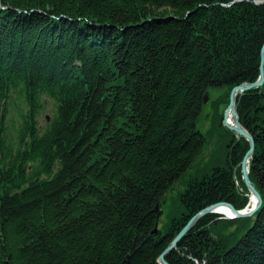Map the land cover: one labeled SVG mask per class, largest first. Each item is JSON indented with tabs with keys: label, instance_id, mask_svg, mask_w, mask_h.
<instances>
[{
	"label": "trees",
	"instance_id": "trees-1",
	"mask_svg": "<svg viewBox=\"0 0 264 264\" xmlns=\"http://www.w3.org/2000/svg\"><path fill=\"white\" fill-rule=\"evenodd\" d=\"M263 45L254 0H0V264H159L206 207L246 208L250 144L222 121ZM236 105L264 200V86ZM166 260L264 264V202L203 217Z\"/></svg>",
	"mask_w": 264,
	"mask_h": 264
},
{
	"label": "water",
	"instance_id": "water-1",
	"mask_svg": "<svg viewBox=\"0 0 264 264\" xmlns=\"http://www.w3.org/2000/svg\"><path fill=\"white\" fill-rule=\"evenodd\" d=\"M254 3L263 4L264 0H255ZM263 86H264V46L261 52L260 78L258 79V81L254 83H243L233 88L230 94V103L224 113V119H223V124L225 127L234 131L239 138L243 137L250 143V149L246 153L243 159V162H242V175H243V180H244L246 187L248 188L249 192L251 193V195H253L254 199L256 200V205L249 212H244L246 211L248 207L245 210H238L232 204L228 202H220V203L206 207L205 209L200 211L198 214H196L188 222V224L175 237L172 243L165 249V251L162 253V255L159 258L160 264H169L168 261L166 260V256L177 248L179 243L187 236L190 230L198 223V221L201 218L211 213H216V210H218L219 208H222V207L229 208L231 212L233 213L234 218H241V219L251 218L261 209L263 205V198L250 178L249 167H248L250 159L252 158L255 152L256 142H255V138L242 126L240 122V116L237 111L236 102H237V98L239 94L248 92V91H251L257 88H262ZM207 102H208V94H206L205 96V103ZM230 115H232V118H233L232 124H229ZM159 207L160 206L156 208V211L158 212V217L160 216ZM157 232H158V227H156L153 234H156ZM126 264H129V261H126Z\"/></svg>",
	"mask_w": 264,
	"mask_h": 264
},
{
	"label": "rangeland",
	"instance_id": "rangeland-1",
	"mask_svg": "<svg viewBox=\"0 0 264 264\" xmlns=\"http://www.w3.org/2000/svg\"><path fill=\"white\" fill-rule=\"evenodd\" d=\"M220 92H222V90L219 89H210L208 94V102L205 104V110L203 111L202 115H201V129L204 131H208L211 129V107L209 106V103L212 99L216 98L218 96V94H220ZM50 109H48L49 111ZM47 111V112H48ZM47 112L41 117V123L44 124V117L49 116V113L47 114ZM206 155H208V150L204 153V155L202 157H206ZM191 172H193L191 174ZM189 174L194 176V170L193 171H189L187 174L186 179L188 178ZM184 187L183 182H178L177 184H175L174 188L172 191L169 192L168 194V198L170 200H173L174 198H176L178 192L180 190H182ZM167 222V214H164L161 218V224H165ZM161 225V226H162Z\"/></svg>",
	"mask_w": 264,
	"mask_h": 264
},
{
	"label": "bare ground",
	"instance_id": "bare-ground-1",
	"mask_svg": "<svg viewBox=\"0 0 264 264\" xmlns=\"http://www.w3.org/2000/svg\"><path fill=\"white\" fill-rule=\"evenodd\" d=\"M264 46V45H263ZM233 123V118L232 116L230 115L229 116V124H232ZM249 151V150H248ZM256 205V200L254 199L253 195H250V206L249 208L246 209V211L244 212H249L254 206ZM216 212L218 214H221L223 216H228L230 218H234V215L233 213L231 212V210L229 208H226V207H222V208H219L218 210H216ZM230 213V214H229Z\"/></svg>",
	"mask_w": 264,
	"mask_h": 264
},
{
	"label": "snow or ice",
	"instance_id": "snow-or-ice-1",
	"mask_svg": "<svg viewBox=\"0 0 264 264\" xmlns=\"http://www.w3.org/2000/svg\"><path fill=\"white\" fill-rule=\"evenodd\" d=\"M230 214V213H229Z\"/></svg>",
	"mask_w": 264,
	"mask_h": 264
}]
</instances>
